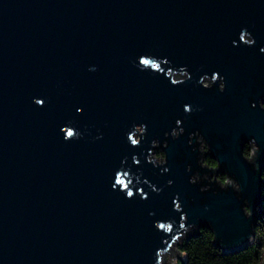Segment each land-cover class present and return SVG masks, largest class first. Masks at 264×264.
<instances>
[{"label":"water","instance_id":"water-1","mask_svg":"<svg viewBox=\"0 0 264 264\" xmlns=\"http://www.w3.org/2000/svg\"><path fill=\"white\" fill-rule=\"evenodd\" d=\"M263 165L264 0H0V264L239 250Z\"/></svg>","mask_w":264,"mask_h":264},{"label":"trees","instance_id":"trees-1","mask_svg":"<svg viewBox=\"0 0 264 264\" xmlns=\"http://www.w3.org/2000/svg\"><path fill=\"white\" fill-rule=\"evenodd\" d=\"M244 153L250 154V145H244ZM209 166L216 165V160L210 154L204 157ZM217 178L225 180L226 175L217 173ZM261 199L257 204L255 220V235L251 243L245 247L221 253L219 246L212 245V231L204 225H199L200 234L189 235L179 241L178 247L183 258L177 264H264V165L261 173Z\"/></svg>","mask_w":264,"mask_h":264},{"label":"rangeland","instance_id":"rangeland-1","mask_svg":"<svg viewBox=\"0 0 264 264\" xmlns=\"http://www.w3.org/2000/svg\"><path fill=\"white\" fill-rule=\"evenodd\" d=\"M177 75L178 76H180L181 74L180 73H177ZM203 81L204 82H206V83H209L211 80L208 78V77H205L204 79H203ZM200 138V137H199ZM156 145H158V143H156ZM156 145H154L153 146V148H152V151H151V155L153 156V157H155L157 160H160V159H162L163 158V148L162 147H160V146H156ZM199 147H200V149H201V163H203V164H205V165H208L204 160V157L207 155V154H209L208 152H209V149H208V147L206 146V142H205V140L204 139H202L201 138V140H200V142H199ZM209 166V165H208ZM217 168H219L218 166H217ZM210 173H208L209 175H210V179L214 176L213 175V172L210 170L209 171ZM208 174L204 171L203 172V175L206 177V178H209V176H208ZM221 174H224L223 172H221ZM225 175V174H224ZM195 176L197 177L198 176V173L196 172L195 173ZM178 243H179V241L176 243V248L178 249V250H180L179 249V247H178ZM178 259H179V256H174L173 257V262H174V264H177V261H178Z\"/></svg>","mask_w":264,"mask_h":264},{"label":"snow or ice","instance_id":"snow-or-ice-1","mask_svg":"<svg viewBox=\"0 0 264 264\" xmlns=\"http://www.w3.org/2000/svg\"><path fill=\"white\" fill-rule=\"evenodd\" d=\"M142 63H144L145 65H147V64H149V63H150V61H148V60H143V61H142ZM153 67H156V65H155V64H153ZM40 103L42 104V103H43V101L41 100V101H40ZM68 135H69V136H71V135H72V133H71V132H69V133H68ZM118 182H120V181H118ZM121 183H122V182H121ZM128 195H132V193H131V192H129V193H128Z\"/></svg>","mask_w":264,"mask_h":264}]
</instances>
